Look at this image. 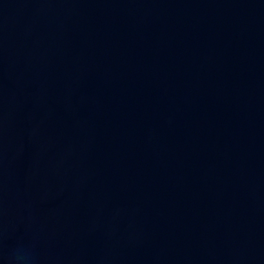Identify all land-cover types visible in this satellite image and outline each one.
Returning <instances> with one entry per match:
<instances>
[{"label":"water","instance_id":"obj_1","mask_svg":"<svg viewBox=\"0 0 264 264\" xmlns=\"http://www.w3.org/2000/svg\"><path fill=\"white\" fill-rule=\"evenodd\" d=\"M0 264H264V0H0Z\"/></svg>","mask_w":264,"mask_h":264}]
</instances>
